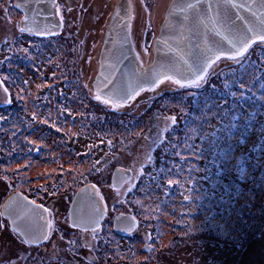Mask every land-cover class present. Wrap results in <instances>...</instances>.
I'll use <instances>...</instances> for the list:
<instances>
[{"label": "rangeland", "instance_id": "374dc122", "mask_svg": "<svg viewBox=\"0 0 264 264\" xmlns=\"http://www.w3.org/2000/svg\"><path fill=\"white\" fill-rule=\"evenodd\" d=\"M130 2L131 41L144 64L152 58V38L168 0ZM68 3L64 6L73 7V0ZM75 12L69 16L76 17ZM104 29L101 35L93 30L95 43L81 45L78 52L69 24L54 32L58 36L46 35L44 42L36 39L21 49V56L6 64L17 71L11 79L19 117L11 125L0 123V142L21 146L12 155L2 145L0 208L14 191L61 206L81 185L95 184L106 201L100 230L95 240L83 236L88 247L77 237L71 248L78 253L68 258L60 256L64 246L57 240L56 251L50 242L21 246L5 221L0 264H25L24 257H31L27 264H139V259L149 264L157 254L162 264L190 249L195 256L216 251L228 258L226 264H264V223L254 233L252 221L264 211V45L253 44L239 60L222 56L198 86L163 80L112 108L93 98L96 44ZM73 40L79 42L80 36ZM62 72L76 87L61 82ZM4 89L0 78V105ZM162 91L168 98L159 99ZM86 92L90 105L83 102ZM109 111L116 115L105 116ZM152 121L162 127L151 135L146 130ZM117 165L131 169V177L112 188L110 175ZM66 209L56 213L64 217ZM116 212L136 218L125 237L112 231ZM146 242L151 251L142 249Z\"/></svg>", "mask_w": 264, "mask_h": 264}, {"label": "snow or ice", "instance_id": "6c2138e0", "mask_svg": "<svg viewBox=\"0 0 264 264\" xmlns=\"http://www.w3.org/2000/svg\"><path fill=\"white\" fill-rule=\"evenodd\" d=\"M47 0H25L22 5L17 3L16 8H25L26 12L31 11L32 16L25 15L23 26L19 28L20 33H30L37 36L42 35H54L51 29H41L35 23V17L42 14L43 9L41 5L45 4ZM55 3V0H53ZM124 12L125 17L131 18L132 4L129 2L120 5ZM202 11H197V9ZM170 16L175 17L176 13H180L179 17H176L175 23H170V29L179 32V36L176 37L178 45L181 42H188V48L185 50L179 46L176 49V55L171 57H165L160 61V67L171 68L179 71L181 75L184 71L191 73L195 79H191L185 76L187 83H182L181 79L176 78L173 75L156 72V71H138L137 68L119 67L123 61L128 59V54L121 52L115 64L110 65V71L105 73L101 72L97 77V83L95 84V94L93 98L102 103L105 106L112 108H119L125 106L129 101L135 100L141 92L146 90H154L155 86L159 83H163L161 75L164 80L171 81L181 87L188 85H197L199 81L205 77L201 76L203 72L211 64L220 60L221 57H226L230 60H239L245 58L246 53L252 48L253 44L259 42L264 45V0H251V3H237L236 0H209L205 7L197 0L196 3L177 4L173 3L169 5ZM57 14L60 12L59 5H55ZM69 12L72 8L69 6L67 9ZM196 13L195 20L197 23V30H193L188 27L190 23L189 11ZM246 11L249 15H241V12ZM120 16L118 12L116 14ZM47 18V17H45ZM63 17H61V21ZM199 25H203L205 31L201 34L198 31ZM129 27L127 19H125L124 28ZM185 32L191 33L197 37V39L203 38V46L199 43H193L189 36L185 35ZM225 43L229 45L228 49H225ZM125 44L128 47V53L133 51L134 45L127 40V34L125 37ZM163 44L171 51V45L168 41H163ZM191 58V62H189ZM134 59L140 60L139 54H136ZM129 73L135 75L137 80L133 82L129 79ZM84 88H89L88 84L83 85ZM7 93V89H4ZM91 91V89H90ZM10 103L9 101H6ZM166 119L175 120L174 117H168ZM147 139V138H146ZM110 143V142H109ZM155 143V141H153ZM97 171H100L97 169ZM123 171V170H122ZM4 179H7L5 176ZM98 182H102L98 181ZM92 189V194L89 197L93 201L91 213L87 218L82 214L76 213L75 211L71 214V226L79 229L81 232H91L92 239H96V234L99 232L101 227L102 218L106 212V206L103 205L102 201L105 199L99 194V190L95 184L89 185ZM55 186L53 191H55ZM81 191H84L83 189ZM21 200H26L25 197H20ZM29 207L28 212H21L18 219L23 220L26 216L40 209L41 213H48L49 216L52 213L48 208L37 206L35 201H27L26 207ZM39 220L42 222L40 229H22L17 224L16 220H13V232H15L19 244L22 245H34L38 244L41 240L49 239V235L52 232L58 230V224L54 226L52 220L48 219L43 214L39 215ZM135 217L125 218L122 223L125 225L122 231L131 233L135 227ZM63 239V237H61ZM149 239H151L149 237ZM70 244H74L75 241L70 240ZM88 247L89 244L85 239L84 245ZM145 247L151 251V245H145ZM0 251H3L0 248ZM25 264L31 259V257H24ZM89 264H92L90 261Z\"/></svg>", "mask_w": 264, "mask_h": 264}, {"label": "flooded vegetation", "instance_id": "af4514ba", "mask_svg": "<svg viewBox=\"0 0 264 264\" xmlns=\"http://www.w3.org/2000/svg\"><path fill=\"white\" fill-rule=\"evenodd\" d=\"M69 2L68 4L71 5V0H55V3H53V0H51L50 3V7L52 10V16L54 19H56L57 21L60 22L61 24V28L58 32H60L64 26H66V24H69L70 29L72 31H75V33H73L75 35V37L80 36V41L77 42V44L79 46L81 45H86V47H90L93 45V43H95V41L97 39L94 38V34H93V30L95 31V33L97 34L99 31V34L101 35V30H103L104 28H102L105 25V29H104V33L101 36V39H98L97 42V49H96V53L97 55H99V52L101 51V48L104 44L105 41V37L107 35V30L108 27L111 23V21L113 20V18L116 16V14L118 13V5L120 3H122L123 1H127L129 2V0H73L72 9L75 8V16L76 17H70L71 14L70 12L67 10L68 8L66 6H64V2ZM17 3L20 4H24L25 0H0V78L3 80V84L5 85V88L8 90L7 93H5L6 96V100H5V104L0 105L1 109H6L8 108L10 105H12L13 102V87H12V83L13 80L11 79V77L13 78L14 73H17L16 70H14V72L12 71L13 67L12 64L9 68L6 67V64L8 62L12 63L14 62V59H18L21 56V49H24L25 47L32 45L33 43H31L30 41H34L37 39V41L40 42H44L45 40V36L46 35H42V36H37L34 34H30V33H20L19 28L23 26V22L24 19H22L23 17V7L21 8H16L15 5ZM55 5H59L60 7V12L59 14H57L56 10H55ZM45 6V4L41 5V8L43 9V7ZM26 13H32L31 11H27ZM70 15V16H69ZM61 17H63V20L61 21ZM87 22L89 26H82V23ZM131 18H129L128 20V36H129V41L132 44L131 41V35H130V29H131ZM82 26V27H81ZM54 27H49V29H51V31L54 33ZM55 33H57L55 31ZM84 37V39H83ZM144 42V41H142ZM80 48V47H79ZM80 50V49H79ZM133 54L134 56L136 54H138L135 50V48H133ZM37 59H38V55H37ZM140 64L141 68H144L146 66L147 62H150L148 60H146V62L144 64H142L141 60L138 61ZM32 67L35 68L34 66L28 65V68ZM27 69V68H26ZM6 70V73L2 74L4 71ZM34 72L36 71L35 69H32ZM4 76V78H3ZM39 100L44 101V97L40 98V96L38 97ZM10 103H7L6 101H9ZM152 121L151 123L147 124V129L146 133H150L152 135V133L156 132V130H158L159 128L162 127V124H158V126H154ZM153 126V128L151 129V125ZM119 166V165H118ZM21 193V192H20ZM24 194V193H22ZM28 199L35 201L37 204L42 205L44 208H48L49 211L52 213L51 216L48 215V213H46V216L48 219L52 220L54 223V226L58 224V230L55 232L50 233L49 235V239L47 240H42L40 243L38 244H34L31 246H35V245H39L41 247H44L46 243L50 242L51 247H49L50 249H53V251H56L57 249H59V245L56 243L57 241H60L63 243L64 249L63 252L60 253V256L63 255V257H68L69 255L71 256H76V254L78 253L77 249H72L71 245L69 242L70 240L75 241L77 240V237H80V244L82 245V247L84 245V235L85 234H91L92 233L89 232H81L79 229L77 228H73L72 226L69 225L68 222V207H69V203L70 200L72 198V195L70 196H66L67 197V201L62 204L61 206H59L58 204L55 205V200H51V199H34L33 197H30L29 195L24 194ZM59 207H67L66 209V213H65V219H63L64 217H62V214L59 215L60 213H56V210L59 209ZM118 213V212H116ZM115 213V214H116ZM123 213V212H120ZM112 215L113 216L115 215ZM106 216V212L104 217ZM56 217V218H55ZM103 217V218H104ZM54 218V219H53ZM102 218V220H103ZM112 218H111V228H112ZM7 221L3 216L0 217V224L4 225V222ZM102 222V221H101ZM135 226H136V220H135ZM128 233V232H127ZM127 233H124L122 235H118L119 237H125V235ZM61 237H63V239H61ZM140 240H145L147 241L145 235H140L139 236ZM55 247H53V246ZM145 245H148L147 242L143 243L142 245V249H144L145 251H149ZM26 246H30V245H26ZM56 249V250H55ZM191 250V249H190ZM188 250V253L186 254L184 251L183 253H185V256H179V255H175L173 254V258H171L169 263H165L162 261V264H226L225 261H227V259L224 257V255L213 251L211 253H208L207 251L204 253H201L200 256H195L192 253H190L191 251ZM56 253V252H54ZM57 254V253H56ZM176 257H175V256ZM181 255V254H180ZM159 255L157 254L156 257L154 256L150 261H148L147 263L149 264H157V261L159 260ZM231 258V257H230ZM62 260V259H61ZM58 260V261H61ZM64 261H66L65 259H63ZM231 260V259H230ZM142 260L139 259V264H143V262H141ZM106 262V261H105ZM121 264V262H120ZM228 264H233V262H229Z\"/></svg>", "mask_w": 264, "mask_h": 264}, {"label": "water", "instance_id": "95a60500", "mask_svg": "<svg viewBox=\"0 0 264 264\" xmlns=\"http://www.w3.org/2000/svg\"><path fill=\"white\" fill-rule=\"evenodd\" d=\"M197 0H171L170 4L177 3V4H187V3H196ZM209 0H200V3L207 6V3ZM214 2V0H212ZM237 3H251V0H236ZM51 0H47L45 3V6L43 7V12L40 15H37L35 17V23L36 25L41 29H49V27H54L53 31L58 32L61 28V24L59 21L53 18L52 16V10L50 7ZM127 3V1H123L118 5L119 9L118 12L120 13V16H115L113 20L111 21L108 30L107 35L105 37L104 44L101 48V51L98 55V61H99V70L98 73L95 76V79L92 83L93 90L95 91V84L97 83V77L99 74L103 71L105 73L110 71V65L115 64L117 61V58L119 57L121 52L128 54V59L123 61L122 64L119 65L121 68H127V67H133L137 68L138 71H156V72H162L167 73L170 75L175 76L178 79H181V81H186L185 76L193 79L194 76H192L191 73L184 71V74L181 75V73L175 69L171 68H163L160 67V61L165 57H171L176 55V49L179 46L180 48L187 49L188 48V42H181L178 45L176 37L179 36V32L173 29H170L169 24L175 23L176 17H179L181 14L176 13V16H170V9L169 5L164 13V17L162 22L159 25L158 33L153 39V62L150 66H148L146 69L141 70L139 67V62L134 59L133 52L128 53V47L125 44V37L127 34V40L129 41L128 36V28H124L125 19H127V23L129 18L125 17L122 19L121 17H124V12L121 9L120 5ZM23 17L25 18V15L32 16V13H26V9H23ZM197 11H202V9H197ZM241 15H249L246 11L241 12ZM188 15L190 17V23L188 24L189 28H192L193 30H197V23L195 20L196 13L193 11H189ZM47 17V18H45ZM199 33H203L205 31L203 25H199L198 27ZM186 36L190 37V40L193 43H199L201 46H203V38L197 39L196 36L191 35L189 32H185ZM167 40L168 44L171 45V51L168 47H166L163 44V41ZM225 49L229 48V45L225 43L224 45ZM189 62H191V58H189ZM202 73V72H201ZM200 73V74H201ZM163 75H161L162 77ZM129 79H131L133 82L137 80V77L131 73H129ZM123 170V171H122ZM131 177V169L121 167V166H115L110 175V184L112 188H118L120 187L124 181L129 179ZM91 184H84L81 187H79L72 195V198L69 203L68 207V222L71 226V214L75 211L76 213L82 214L85 218L89 216L92 209L93 201L89 199V197L92 194V189L88 186ZM84 191H81V190ZM25 197L26 200H21L20 197ZM32 201L28 199L24 194L20 192H12L4 201L3 205L0 208L1 215L7 220L8 226L11 231H13V220L17 221V224L22 229H40L42 226V222L39 220V215L43 214L46 216V213H41L40 209H37L35 212H32L30 215L26 216L25 219L20 220L18 219V216L21 212H28L29 207H26V202ZM37 206H42L40 204H37ZM43 207V206H42ZM44 208V207H43ZM47 217V216H46ZM133 217L131 214L128 213H116L112 218V231L117 235H122L124 233H127L126 231H122L121 229L125 227V225L122 223V220L125 218H131ZM15 233V232H14ZM42 241V240H41ZM40 241V242H41ZM38 242V243H40Z\"/></svg>", "mask_w": 264, "mask_h": 264}, {"label": "trees", "instance_id": "16d2710c", "mask_svg": "<svg viewBox=\"0 0 264 264\" xmlns=\"http://www.w3.org/2000/svg\"><path fill=\"white\" fill-rule=\"evenodd\" d=\"M169 3H170V0H168V2L166 3V5H165V7H164V11L166 10V8H167V6L169 5ZM164 11L162 12V15H161V19H160V22H161V20L163 19V13H164ZM59 34H55V36H58ZM72 36H73V39L74 38H76L75 37V35L74 34H72ZM61 37V36H60ZM73 39H71L72 40V45H73V47H75V50H76V52H78V50H79V45L77 44V42H75ZM74 43V44H73ZM61 44V43H60ZM259 47H261V46H259ZM77 55V54H76ZM152 62V58H151V60H150V63ZM212 65V64H211ZM211 67V66H210ZM210 67H207L204 71H203V73L201 74V76H204L208 71H209V69H210ZM62 74V78L60 79L61 80V82H63L66 78L67 79H69V73L68 72H62L61 73ZM96 74V73H95ZM95 75L93 74V76L91 77V81H92V79H93V77H94ZM64 79V80H63ZM193 79H195V78H193ZM63 80V81H62ZM161 80H164L163 79V76L161 77ZM63 83H65V84H68V85H70L71 83L76 87V85H75V83H73L72 81H66L65 80V82H63ZM182 83H187V81H182ZM14 86H16L15 85V83L13 82L12 83V87H14ZM160 95V98L159 99H166V98H168V96L169 95H167V94H164L163 93V91H162V93L161 94H159ZM83 97H84V93H82V99H83ZM158 99V98H157ZM83 102H84V104L85 105H88L86 102H89V105L91 104V102H92V100L87 96V92L85 93V98H84V100H83ZM17 110V106H16V104H14V103H12V105H10L8 108H6V109H1L0 108V123H8L9 125H11L13 122H14V119H16V118H18L19 117V113L16 111ZM93 113H95V112H93ZM97 114H99V112H96L95 113V115H97ZM105 114V116H107V115H109V114H113V115H116V112H108V114L107 113H104ZM38 137V136H37ZM5 145L6 146V150H8L12 155L14 154V152H15V150L17 149V148H19V147H21V146H15L13 149L11 148V145H10V141H4V142H0V161H1V157H2V150H3V152H4V148H2L3 146ZM18 150V149H17ZM6 153H8L7 151H6ZM1 175H3L2 173H1ZM241 183H242V181H241ZM100 194V193H99ZM106 201L105 200H103V203H105ZM106 204V203H105ZM255 215H256V213H254ZM261 216H260V218H257V219H255V220H252L253 221V223L255 224V225H253V232L255 233L256 231H258V229H259V227H261L262 226V224L264 223V211L262 212V214H261V212L259 213ZM252 221L250 222V223H252ZM255 226V227H254ZM248 240V239H247ZM246 241V240H245ZM245 241L243 242V243H245Z\"/></svg>", "mask_w": 264, "mask_h": 264}]
</instances>
